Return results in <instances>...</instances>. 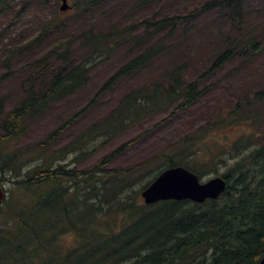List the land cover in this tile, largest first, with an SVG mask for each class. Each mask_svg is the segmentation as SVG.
I'll use <instances>...</instances> for the list:
<instances>
[{
    "label": "trees",
    "instance_id": "1",
    "mask_svg": "<svg viewBox=\"0 0 264 264\" xmlns=\"http://www.w3.org/2000/svg\"><path fill=\"white\" fill-rule=\"evenodd\" d=\"M7 1L0 0V6ZM29 1L33 0L21 1L18 15ZM103 1L75 0L72 10L83 14ZM155 1L138 0L137 5L150 8ZM244 1L210 0L189 13L146 16L141 22L142 35L135 34L139 28L134 23L122 22L103 28L90 26L88 33L81 25L77 30L68 29L59 23L63 15L55 9L44 19V36H36L25 44L26 49L19 42L8 52L9 68L41 38L51 40L49 51L30 64L34 74L29 91L8 111L0 103V184L9 185L0 207V264H259L264 257V143L253 147L254 134L243 133L234 141L229 135L259 124L264 91L251 101L239 100L183 136L170 156L131 168H107L131 148L134 140H130L99 164L76 169L91 153L146 120L168 111L186 112L198 102L202 95L199 81L187 77L189 54L173 64L163 79L128 91L101 122L90 125L63 148L49 150L69 123L36 145L32 156L26 158V152L15 148L31 122L44 116L53 103L84 87L96 65L111 59L122 47L138 51L76 116L96 103L97 108L102 93L120 80L147 70L165 56L203 12L224 5L238 11ZM15 8L11 4L6 12ZM252 29L237 40L222 36L209 45L208 71L230 62L237 48L257 54V37L248 35ZM76 31H82L79 37L72 35ZM59 33L66 35L56 37ZM81 52L77 60L75 56ZM101 139L103 142L92 146ZM71 155L73 168L65 163ZM176 165L200 177L207 169L213 170L226 182L224 193L201 205L189 201L144 205L141 191L161 171Z\"/></svg>",
    "mask_w": 264,
    "mask_h": 264
},
{
    "label": "rangeland",
    "instance_id": "2",
    "mask_svg": "<svg viewBox=\"0 0 264 264\" xmlns=\"http://www.w3.org/2000/svg\"><path fill=\"white\" fill-rule=\"evenodd\" d=\"M21 1L12 3V0H9L4 6H0V12H5L0 13V103L3 102V107L7 111L24 92L29 91L27 89L34 74L30 64L49 51L51 40L41 38L35 47H29L32 48L30 53L19 55L9 68L6 66L8 52L19 42H23L24 45L21 48L26 49L25 44H30L36 36H44L42 31L45 27V17H50L55 9L59 11L61 3V0L29 1V6L23 14L18 15ZM207 1L210 0H156L152 7L140 8L137 5L138 0H104L101 5L86 13L82 14L72 10L63 14L59 23L66 24L68 29L70 26L73 30H77L81 25L84 33H88L90 26L103 28L108 24L122 22L124 25L135 24L139 28L135 34L142 35L141 22L144 17H151L159 12L166 15L189 13ZM74 2L75 0H68L70 5ZM11 4L13 7L17 5V8L13 9V12H6L9 11L8 7ZM45 4L50 6L46 8ZM27 10L30 11L26 12ZM249 28L253 29L248 35L252 34L257 37L255 42L258 44L259 52L247 54V49L237 48L238 52L230 62L208 71V60L211 59L209 45L217 42L222 36L229 40H237L239 35ZM81 32L76 31L72 35L79 37ZM65 35V33H59L56 37ZM51 39L53 42L54 38ZM174 44V48L170 49L161 59L156 60L147 70L128 76L120 80L113 89L104 91L97 108L96 103L82 116H76L95 98L107 80L138 51L130 46L122 47L111 56V59L96 65L84 87L53 103L44 116L31 122L28 133L15 148L26 152L24 156L26 158L29 155L32 156L35 154L36 145L45 143L57 129L69 123L55 136V141L51 140L49 150L63 148L73 142L90 125L101 122L128 91L163 79L164 74L173 67V64L180 62L186 54H189L187 77L199 81L202 90L198 102L186 112L171 114V111H168L146 120L124 136L110 144H104L91 153L83 163L76 167L77 170L99 164L105 156L130 140H134L131 148L107 168H131L157 157L170 156L173 153L174 144L183 136L208 120L214 119L218 114L225 113L239 100L251 101L257 94L264 91V0H245L238 11L231 9L230 5H224L220 10L215 8L203 12L190 23L186 36L179 35ZM82 55L81 52L75 58L80 60ZM261 109V118L255 128L244 127L230 134L229 140L234 141L243 133L246 136L254 134L257 136L255 140L263 144L264 95ZM101 142L103 139L92 146ZM71 159L72 155L66 159L65 163L68 162L73 168L74 164H71ZM215 176L217 174L213 170L207 169L205 175L199 179L204 183Z\"/></svg>",
    "mask_w": 264,
    "mask_h": 264
},
{
    "label": "water",
    "instance_id": "3",
    "mask_svg": "<svg viewBox=\"0 0 264 264\" xmlns=\"http://www.w3.org/2000/svg\"><path fill=\"white\" fill-rule=\"evenodd\" d=\"M68 9L67 1L62 0L60 11ZM225 189L221 178L200 183L196 175L183 167H174L162 172L146 189L141 197L146 205L166 200H190L202 204L207 199L218 198ZM5 197V190L0 186V206ZM259 264H264V258Z\"/></svg>",
    "mask_w": 264,
    "mask_h": 264
}]
</instances>
